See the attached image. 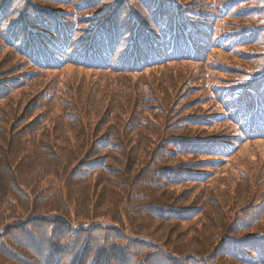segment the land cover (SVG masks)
<instances>
[{"label":"trees","instance_id":"obj_1","mask_svg":"<svg viewBox=\"0 0 264 264\" xmlns=\"http://www.w3.org/2000/svg\"><path fill=\"white\" fill-rule=\"evenodd\" d=\"M123 38L131 52L108 66ZM245 47L237 72L223 65ZM1 55L0 264H264V0H0ZM170 65L187 74L154 119L132 82ZM227 140L250 160L223 183L196 149Z\"/></svg>","mask_w":264,"mask_h":264},{"label":"rangeland","instance_id":"obj_2","mask_svg":"<svg viewBox=\"0 0 264 264\" xmlns=\"http://www.w3.org/2000/svg\"><path fill=\"white\" fill-rule=\"evenodd\" d=\"M16 1H18V0H16ZM143 1L145 2L147 0H143ZM142 7L143 8H141V10H139L137 8V6L134 5V8L137 10V13L140 14V16H142L144 19L148 20L149 19V16H148L149 10L144 5ZM76 11H77V9L74 8V10L72 12H76ZM72 16H73V14L71 16H68V17H72ZM65 21H69L68 18H66ZM249 52H250L249 47H245V48H243V50H238V53H234L233 55L223 54V55H221V57L223 59L227 58L229 60L228 61L221 60V61L223 62L224 66L230 68L231 70H234L233 72L235 73V72H237L235 70V68H236L235 64H244V63L246 64V61H247L248 58H245L244 54H248ZM4 57H5V55H1L0 59H2ZM10 65H12V67L19 68V70H26V69L23 68V65H19L18 62L10 64ZM9 67L10 66H8V68ZM12 67H11V69H13ZM187 69H188L187 65H178L177 67H174V66L170 65V66L166 67L165 69H155V71H149V72L143 73V75L141 74L138 77H134V82H132V83H134L136 86H138V88L136 87L137 88V94H140L141 101L143 100L145 95L149 94L151 96V102H150L149 107L152 109L151 113H152L154 119H157L159 117H162L164 119L165 116L158 115L159 112L158 111L157 112L154 111V108H152V101L154 99H157L158 102H155L156 104H158L160 106H167L168 103H164V102H170L171 99H173L172 98L173 95L171 94V91L174 92L175 89L178 88L179 82H177V77H181L183 74L186 75L187 74ZM174 71H177L178 73H176ZM64 73L67 76L78 74L79 77L85 76L86 74H88V75L90 74L87 71H84L82 69H78V68H75V67H68L64 71ZM12 77H15L14 74H12L10 76H7L6 79H11ZM221 77H222V75L218 74V76L216 75V77H212V81L215 82V84H217V85L218 84H222L221 80H219ZM121 80H122V83H128L130 81V79L126 75H123V77H121V79H118L117 83H121ZM217 80H219V81L216 82ZM47 81H48L47 79H44L41 82L36 83L35 85H42L43 86L44 84L47 83ZM109 84L107 85L108 87H109ZM124 85H126V84H124ZM124 85H121V86L124 87ZM147 87H149V88L147 89ZM40 89H37V90H34V91L29 89V91H27L26 93L21 94V95H19V94L22 93L23 91H18L12 96V98H15V100H16V99H18L17 97H21L23 95H33L32 92L35 95L36 93H38L40 91ZM170 89H171V91H170ZM182 90H183V88L181 89V91ZM128 92H129V90H128ZM128 92H127V94H128ZM105 95H106V90H104V92L102 93L101 97L99 98L100 99L99 103L105 100V97H104ZM15 100L12 101L14 106H16V104L14 102ZM24 105H26V103H24V104H22L20 106L23 107ZM146 139H147V141L145 143H147L151 148L154 147L155 144H157V141H154L153 138H151L149 135L146 136ZM258 147L264 149L262 144L260 146H258ZM249 151H250L249 146H246L243 149V151L239 152V154H237L236 156L228 157L227 160L225 161L227 163H224L225 164L224 167H218L216 169L217 170L216 174H219L218 178L220 179V182H223V183L230 182L229 179H228V177L230 175L229 176L227 175L228 172H231V173H233L235 175H240L239 178H238V180L240 181V178H241V175H242V171H240V170L238 171V169L242 167L243 169L248 171V166H243V164L246 163L248 160H250V152ZM142 155H144V154H142ZM251 158H253V157H251ZM183 160H185V158L181 157V161H183ZM254 161H255V164H256V165H254V168L252 169V172L254 174L251 172V177L249 176V178H247V179L245 178V183L248 185V189L246 187V189H247L246 192H245L246 195L241 194L242 196H247L249 198L251 197L250 194H251V190H252V187H251V184L249 183V181L251 182L253 179L255 180V175L257 174L258 165H259V161H257V160H254ZM186 166L187 165L183 162V165H182L183 172L186 170ZM233 170H237L238 173L234 172ZM263 172H264V170H263ZM223 174H226V177H224ZM262 177H264V173H263ZM248 179H249V181H248ZM259 180H260V183H261V179H259ZM262 187H263L262 191H264L263 183H262ZM248 203H250V202L248 201ZM263 204H264V201H262V205ZM252 205H253V202L250 203V205H249L251 207V210H252V215L255 218H259V216L257 214L259 212H262V207L263 206L261 205L260 207L255 208ZM154 237H151V239L154 240ZM159 241H162V242H159ZM159 241L157 239V242L159 244H161V245L165 244V241H166L165 236L163 237V239L161 238ZM156 264H158V263L156 262ZM220 264H228V262H221Z\"/></svg>","mask_w":264,"mask_h":264}]
</instances>
